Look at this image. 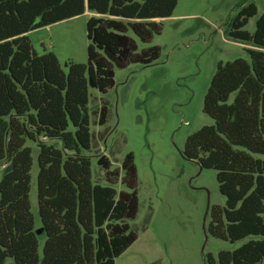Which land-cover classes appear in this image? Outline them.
<instances>
[{"label":"trees","instance_id":"16d2710c","mask_svg":"<svg viewBox=\"0 0 264 264\" xmlns=\"http://www.w3.org/2000/svg\"><path fill=\"white\" fill-rule=\"evenodd\" d=\"M177 1L0 0V264H115L136 240L128 223L138 212L133 154L114 169L107 156L97 157L107 185L92 181L83 154L91 147L88 88L105 92L114 68L154 63L160 47L138 50L136 40L160 34ZM237 7L226 36L247 45V59L217 62L202 101L212 123L189 134L181 154L213 169L225 198L210 208L206 232L230 243L245 239L220 250L217 264H264V8L249 32L257 6L240 0ZM85 11L94 14L86 21L87 62H67L65 73L53 52L34 51L27 33ZM107 112L106 103L95 111L99 125ZM27 142L38 149L37 227ZM119 179L127 190L113 187Z\"/></svg>","mask_w":264,"mask_h":264},{"label":"rangeland","instance_id":"374dc122","mask_svg":"<svg viewBox=\"0 0 264 264\" xmlns=\"http://www.w3.org/2000/svg\"><path fill=\"white\" fill-rule=\"evenodd\" d=\"M257 15L245 26L253 32L264 0H248ZM240 0H178L171 16L161 19L162 30L149 43L137 41L138 50L151 45L161 49L159 58L144 66L132 63L114 68V85L105 92L88 88V120L92 181L108 183L96 159L104 154L118 168L125 154H133L137 171L138 212L128 220L136 240L115 259V264H210L220 250H231L244 240L230 243L205 232L212 206H223L213 169L186 159L181 151L186 137L212 119L202 112V101L217 62L247 59V45L227 38L228 22L239 10ZM86 11L27 33L37 54L53 52L62 70L67 62L86 63ZM106 103L104 125L95 111ZM51 142V141H48ZM60 147V142H55ZM30 170V211L40 223L36 197L38 172L35 144ZM3 166H0V177ZM127 190L120 179L113 184ZM207 204L209 210L204 219ZM41 252V244L39 248Z\"/></svg>","mask_w":264,"mask_h":264},{"label":"water","instance_id":"95a60500","mask_svg":"<svg viewBox=\"0 0 264 264\" xmlns=\"http://www.w3.org/2000/svg\"><path fill=\"white\" fill-rule=\"evenodd\" d=\"M194 162H196V161H194ZM197 164H198V166H199V169H202V166L198 163V162H196ZM208 210H209V204H207V207H206V211H205V215H204V219H205V217H206V214H207V212H208ZM203 228H204V232H205V239L207 238V236H206V229H205V226H204V224H203ZM37 234H39V233H41V229H36V231H35Z\"/></svg>","mask_w":264,"mask_h":264},{"label":"crops","instance_id":"0c3cea01","mask_svg":"<svg viewBox=\"0 0 264 264\" xmlns=\"http://www.w3.org/2000/svg\"><path fill=\"white\" fill-rule=\"evenodd\" d=\"M87 13H88V11H86ZM89 15L91 16V15H94L93 13H91V12H89Z\"/></svg>","mask_w":264,"mask_h":264}]
</instances>
